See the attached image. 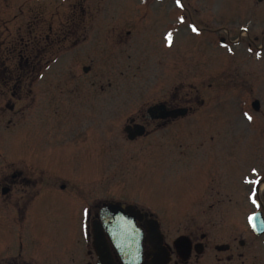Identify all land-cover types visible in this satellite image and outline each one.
Instances as JSON below:
<instances>
[{
    "label": "rangeland",
    "instance_id": "374dc122",
    "mask_svg": "<svg viewBox=\"0 0 264 264\" xmlns=\"http://www.w3.org/2000/svg\"><path fill=\"white\" fill-rule=\"evenodd\" d=\"M12 1L9 8L16 9L18 19L45 18V56L36 64L34 101L24 110L25 116L18 113L9 130L5 127L11 117L2 120L1 165L14 160L12 153L16 141L26 140L34 153L33 161L45 159L47 169L75 175L79 185L78 192L74 193L72 190H45L41 202L37 203L46 215L38 224L43 246L28 247L35 251L28 249L30 255L43 258L46 251L61 250L65 245L64 232L77 226L80 205L94 197L113 195L142 202L164 217L166 227V221L173 219L170 217L199 209V204L202 205L200 209L207 208V203L203 206L195 200L204 193L208 182L211 187L216 186L215 190L221 182V185H231L232 194L249 192L244 189L243 181L250 175V168H264V50L258 57H250L243 53L249 44L246 40L224 51L212 45H216L213 37L217 36L206 40L182 32L177 35L172 50L175 56L167 57L166 65L161 66L158 63L161 59L154 58L152 51L156 49V37L164 32L157 31L163 28L167 11L155 1L148 4L145 1L144 6H139L141 0ZM215 2L217 5L208 12L210 28L229 29L232 39L239 25L245 26L250 36L260 34L264 7L252 9L243 0ZM1 5L3 0H0ZM21 5L26 14L19 13ZM202 16H207L206 10L195 14L193 19L204 25ZM74 18L76 21H72ZM138 18L144 19L137 24L135 19ZM108 24H124V30H133L135 35L130 39L124 35V41H116L107 31ZM70 27L77 29L79 40L65 39L62 44L55 41L53 34ZM258 47L264 48V43ZM170 63L176 67L169 69ZM84 66H90L91 70L85 73ZM93 82L97 83L99 95L83 91L76 102L87 109L86 113L95 104L98 118L94 127L83 115L77 123L73 122L74 118H65V106L59 103L60 90L65 85L72 87ZM110 84L112 87H108ZM211 84L209 89L207 85ZM45 85L55 93V99L45 100ZM101 85L105 87L103 92L99 89ZM176 87L179 100L182 93L191 90L196 101L194 114L183 121L184 127L179 132L169 127L156 130L153 124L150 134L138 141L140 143L128 144L123 132L126 117L140 113L141 109H147L163 97L168 98L175 93ZM256 98L260 100V113H255L251 107V101ZM245 113L252 116L251 121ZM88 128L97 136H91L89 142L80 147L72 146L75 143L72 137L82 135ZM179 141L184 148L179 149ZM201 144L199 150L194 148ZM170 150L175 151V156ZM182 150L186 153L182 154ZM34 171L38 174L36 177L45 172L42 169ZM90 176L94 180L92 186L85 183ZM225 193L230 194V191ZM238 199L245 204L243 198ZM4 202L0 216L11 209L10 202L8 206ZM242 219L238 214V221ZM10 226L8 219L0 222V236L6 241L13 238ZM3 242L0 237V247Z\"/></svg>",
    "mask_w": 264,
    "mask_h": 264
},
{
    "label": "flooded vegetation",
    "instance_id": "af4514ba",
    "mask_svg": "<svg viewBox=\"0 0 264 264\" xmlns=\"http://www.w3.org/2000/svg\"><path fill=\"white\" fill-rule=\"evenodd\" d=\"M243 1L252 9L264 7V0ZM11 3L12 0H5L0 7V133L2 120L5 117H11L5 127L9 130L13 118L18 113L25 116L24 110L30 108L29 103L34 101V72L35 68L36 70L38 68L36 64L45 56V18L31 16L25 20L18 19L16 9L9 8ZM157 3L167 11L161 26L163 28L157 31L164 30V32L156 37L155 55L156 58L161 59L158 62L161 66L166 65L167 57L175 56L172 52L174 47L168 46L166 39L168 33H172L174 44L177 35L182 32L193 36L189 32L190 26L200 30L201 36L206 40L213 36L218 38L213 37L215 41L220 40L222 43L242 40L241 33H235L234 39L231 32H227L226 36L211 33L218 32L220 28H210L208 12L217 5L215 0H180L182 7L177 5L176 0H158ZM204 10L207 11V16L201 17L204 25H199L193 17L195 14L203 13ZM180 17L184 18V23L179 22ZM72 21H76V18ZM107 26V31L117 39L116 41H124V35L129 39L135 35L133 30L125 31L124 24ZM80 33L81 31L79 35ZM259 33L255 36L247 34L248 40H245L251 43L259 41L264 43V24L259 28ZM63 35L66 37L60 39ZM53 36L60 42H65V39L74 42L79 40L75 27L64 29L61 33L58 31ZM48 37L49 35L47 40ZM175 67V64L168 65L169 69ZM96 84L93 82L89 85H73L74 87L65 85L63 90H60L59 103L62 107L65 106V114L61 115L70 120L74 118L75 122V118L78 117V113L75 112L81 107L76 100L83 91L97 94ZM123 87L127 88L126 85ZM99 89L105 91L103 85ZM175 90V93L170 94L168 98L157 100L156 104H164L169 110L178 107L189 108L194 104L190 92H186L179 100V92ZM55 96L49 85H45V100L51 98L53 100ZM189 109L194 111L192 107ZM84 110L86 112L87 109ZM88 110L89 113H79V117L83 115L84 118H91L88 120L92 121L90 125L94 127L97 117L95 104ZM126 119L143 124L147 128V135L150 134L149 130L153 124L156 125V130L166 127L178 128L182 120L177 118L149 121L146 119L144 108L138 114L128 115ZM92 130V128L85 130L82 135L76 134L72 137V142L76 145L89 142L91 135L86 133ZM29 144L26 140H17L12 156L15 161L4 166L0 162V198L2 192L6 190L8 194L4 203L8 206L10 202L11 208L4 211V216H0V222L8 219L11 223L10 227L13 228L12 240L3 242L0 247V264H99L95 249L98 243L103 260L105 253L102 247L109 249L110 264H264V168L259 169L256 176L258 179L255 177L256 181L251 183L252 186H248L249 188L244 186V189L249 190V195L232 194L231 185L226 183L221 185L220 182L217 190L215 185L211 187L209 182L206 183L204 193L195 201L202 202L203 206L207 203V208L194 209L183 215L170 217L173 219L166 221L168 224L166 227L164 217L156 215L137 200L96 197L85 200L79 207L80 217L76 220L77 226L64 232V247L58 252L46 251L43 258L30 255L28 249L32 251L33 248L38 249L43 246L39 231L41 225L38 224H41L42 217L46 215L45 210L38 208L37 203L41 202L45 190L59 188L62 191L72 190L74 193L78 192L79 185L65 173L52 179L49 169L45 167V159L43 162L33 161ZM23 159L30 161L24 162ZM35 169H42L45 172L36 177L38 174ZM226 190L230 191V194H226ZM238 198H243L245 204H242L241 199ZM254 199L256 203H253ZM111 206L119 209L107 210ZM201 206L199 204V207ZM238 214L242 215L241 221H238ZM249 215H254L255 227L251 223L248 224ZM154 220L159 222V227L154 226ZM30 246L33 248H28Z\"/></svg>",
    "mask_w": 264,
    "mask_h": 264
},
{
    "label": "snow or ice",
    "instance_id": "6c2138e0",
    "mask_svg": "<svg viewBox=\"0 0 264 264\" xmlns=\"http://www.w3.org/2000/svg\"><path fill=\"white\" fill-rule=\"evenodd\" d=\"M176 3H177V5H180L181 7L183 6V5L180 4V0H176ZM179 22L180 23H184V18L180 17L179 18ZM191 27H192V31L193 32H196L197 34H199V31H198V29L195 26H191ZM166 39L168 41V46L171 47L172 46V33H168ZM245 115L247 116L249 121L252 120V116L248 115L247 113H245ZM253 171L255 172L256 170L253 169ZM253 203H256L255 199L253 200ZM85 214H87V210L86 209H85ZM249 219L252 220L253 218L250 217ZM253 227H255V225H253ZM177 243H179V241Z\"/></svg>",
    "mask_w": 264,
    "mask_h": 264
},
{
    "label": "water",
    "instance_id": "95a60500",
    "mask_svg": "<svg viewBox=\"0 0 264 264\" xmlns=\"http://www.w3.org/2000/svg\"><path fill=\"white\" fill-rule=\"evenodd\" d=\"M255 106V108H257V104H255L254 105ZM161 110H163L162 108H153V109H151L150 110V112H149V117L150 118H155V117H159V116H161L162 114H161V112H163V111H161ZM186 112H185V110H180V111H178V112H174V113H166L165 114V116H170V115H175V114H185ZM143 132V128H141V131H139V133H142ZM137 133H133L132 135H131V137L133 138L135 135H136ZM107 250V249H106ZM108 252V251H107ZM104 264H110L109 263V261H108V263H104Z\"/></svg>",
    "mask_w": 264,
    "mask_h": 264
}]
</instances>
